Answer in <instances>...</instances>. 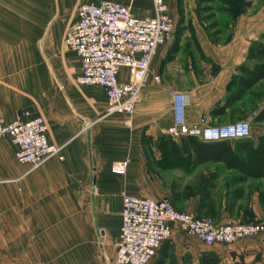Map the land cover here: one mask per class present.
I'll list each match as a JSON object with an SVG mask.
<instances>
[{
    "label": "crops",
    "instance_id": "1",
    "mask_svg": "<svg viewBox=\"0 0 264 264\" xmlns=\"http://www.w3.org/2000/svg\"><path fill=\"white\" fill-rule=\"evenodd\" d=\"M115 1L129 4L136 16L153 13L151 0ZM73 2L0 0V116L11 121L16 115H42L47 138L61 144L62 155L30 167L15 159L10 137L0 136V244H16L19 264H112L122 194L167 197L174 208L216 223L263 220L264 165L256 166L258 158L243 156L236 165L225 159L194 161L191 146L184 148L166 128L172 121L171 89L188 93L186 122L202 117L216 125L240 117L216 106L239 64L252 62L248 49L264 29V14L242 13L231 41L212 45L196 0H164L174 23L173 40L155 48L132 114L103 115V87L75 83L80 60L61 42L65 25L76 20ZM189 41L199 47H185ZM119 69L124 80L126 69ZM263 126L244 139L226 140L229 150L238 151L237 144L246 139L257 147ZM125 158V174L110 172L113 161ZM169 227L170 237L148 264H187L178 253L186 249L223 256L200 240L180 243L182 230L174 222ZM260 239L264 232L238 238L227 255L263 264Z\"/></svg>",
    "mask_w": 264,
    "mask_h": 264
},
{
    "label": "built area",
    "instance_id": "2",
    "mask_svg": "<svg viewBox=\"0 0 264 264\" xmlns=\"http://www.w3.org/2000/svg\"><path fill=\"white\" fill-rule=\"evenodd\" d=\"M153 13L136 16L129 4L115 0H97L76 4V20L67 23L61 41L80 60L77 84H99L105 92L103 115L113 112L132 114L137 96L149 72L155 48L169 39L174 27L164 0H151ZM126 69L120 80L119 68ZM158 79L156 75L155 80ZM171 98L172 121L167 133L175 136L193 135L199 140L244 139L251 126L245 119L222 124H208L201 117L197 122L185 121V107L189 96L180 90H168ZM22 115H27L23 111ZM7 135L16 145L14 157L30 167L38 166L49 156L62 158L61 144L47 138L42 115H16L11 121L0 116V136ZM128 160L116 159L109 170L125 174ZM120 224L112 264H148L162 242L171 235L170 222L194 234L205 244L233 243L238 238L264 232V219L259 221L213 222L174 208L167 197L153 199L122 194Z\"/></svg>",
    "mask_w": 264,
    "mask_h": 264
},
{
    "label": "trees",
    "instance_id": "3",
    "mask_svg": "<svg viewBox=\"0 0 264 264\" xmlns=\"http://www.w3.org/2000/svg\"><path fill=\"white\" fill-rule=\"evenodd\" d=\"M209 1L212 0H196L197 11H199V7H202L205 10L210 9L208 5L202 4ZM213 24H215L214 21L210 24H207L206 28H209L210 25ZM175 44L176 41L172 44V48H174ZM248 50L249 52L247 54V59L252 60V62H243L242 64H239L237 74L232 75L229 79L230 81L228 83L226 96L223 102L216 106V108L221 110L225 107H228L230 112L236 116H242L244 114L243 108L247 103L251 102L254 96L257 95L255 88H257L260 82L264 80V43H261L258 39L254 40L251 42ZM254 109H256V112L252 116V121L260 122L261 120H264V104L260 106L259 109ZM179 137L184 148L191 146L194 154L192 159L194 161H202L203 159H225L230 160L233 165H236V159H239L243 156H250L259 159L260 162L256 164L257 167L262 168L264 165V135L259 137V145L255 148H252L250 142L247 139L246 141L239 142L237 144L239 150L236 152H231L229 150L230 147L226 141L229 139L204 141L188 134ZM261 172L264 173V168ZM238 255L239 256L235 258V260H233L230 264H245L242 255ZM258 257L259 255H256V258ZM218 262L219 257L216 255V253L211 249H206L201 254L200 263L193 264H218Z\"/></svg>",
    "mask_w": 264,
    "mask_h": 264
},
{
    "label": "rangeland",
    "instance_id": "4",
    "mask_svg": "<svg viewBox=\"0 0 264 264\" xmlns=\"http://www.w3.org/2000/svg\"><path fill=\"white\" fill-rule=\"evenodd\" d=\"M84 1H92V0H74L72 7H71L72 12L75 13L73 10L76 4H79ZM202 4L208 5L210 9L205 10L202 7H199L198 13L204 18L205 22H208L207 24H210L213 21L215 22V24L210 25L209 27L211 32L214 31L210 36L211 37L210 41L212 45L228 44V42L231 41L233 37L232 33H233V26H234L235 19L238 16L242 15V13L249 12V13L256 15V13L259 12V13L264 14V0H229V1L212 0L209 2L202 3ZM174 34H175V29H173L166 43L168 42L170 43V41L173 40ZM62 35H61V38H62ZM258 35L259 36L257 37V39L261 43H264V29H262L258 33ZM187 43L188 44H185V47H199L197 43L193 44L192 41H189ZM63 46L65 45L63 44ZM199 57L202 58L203 56L199 55L198 59ZM207 64H210V67H209L210 73L214 72V67L212 66V63L207 61ZM255 92L257 95L254 96L251 102L247 103L245 107L243 108L244 114L238 118L232 119V120H235V119L245 120L246 119L250 123V126H251L250 134H253V131H256V128L259 129L261 125L262 126L264 125V120L261 121L260 123H256L252 121V115L256 111V109L254 108H259L262 104H264V80H262L259 86L255 88ZM178 240L180 243L189 244L190 246L193 245V243H198L199 241V239L194 234L186 233L183 230L181 231V235L178 238ZM260 240H264V239H260ZM0 242H1V235H0ZM237 242L238 240L237 241L235 240V242L233 243L220 242V243L213 244L215 247H217L219 250L223 251L224 253L223 256L219 258L218 264H230L231 263L232 259L227 255L228 254L227 251L229 249L228 247L235 245V243ZM178 253L180 255L183 254V256L187 258V264L200 263L201 261L202 253L201 252L198 253L194 251V249H192L191 251H188L186 249L184 252L179 250ZM0 264H19V262L17 261L16 244H13V245L0 244Z\"/></svg>",
    "mask_w": 264,
    "mask_h": 264
}]
</instances>
